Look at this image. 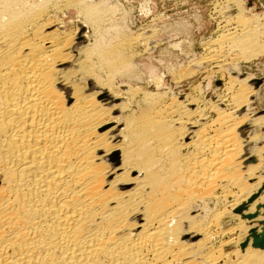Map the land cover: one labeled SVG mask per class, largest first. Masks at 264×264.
Wrapping results in <instances>:
<instances>
[{
    "label": "bare ground",
    "instance_id": "6f19581e",
    "mask_svg": "<svg viewBox=\"0 0 264 264\" xmlns=\"http://www.w3.org/2000/svg\"><path fill=\"white\" fill-rule=\"evenodd\" d=\"M215 3L223 34L190 66L218 61L222 102L167 103L105 83L137 67L124 39L91 44L85 22L64 27L72 7L118 32L117 0H0V264H264L263 164L247 165L260 131H243L253 78L225 67L264 55V17Z\"/></svg>",
    "mask_w": 264,
    "mask_h": 264
},
{
    "label": "rangeland",
    "instance_id": "374dc122",
    "mask_svg": "<svg viewBox=\"0 0 264 264\" xmlns=\"http://www.w3.org/2000/svg\"><path fill=\"white\" fill-rule=\"evenodd\" d=\"M215 1L216 0H117V3H119V7L117 10L118 13L115 11V14L118 15L120 13V15L119 17L116 15L115 17L123 18V14L126 15V17L124 16V20L126 21V23L124 21H121V23H125L126 26H124L123 28H119L118 32L116 30V25L114 26V28L116 27V31L114 30L113 26L112 29L109 28L111 30L106 29L105 21L101 22V24L103 23L102 27L97 30L98 32H95L94 27L92 26L93 24L89 21L83 20L82 18L80 19L81 16L78 14L77 10L72 7L68 8L67 11H65L68 17L64 19L63 22L65 24V29L67 31L73 30V32L75 31L74 33L78 32L77 23L79 21L85 22V24L88 25V36L91 44H94L96 39L99 38V35L101 34V36H107L108 39L114 42V44L116 41V45H119V43L121 42H117V39H124V43L130 44L131 46L129 45V48L135 50L133 57L134 59L132 58V62H134L137 67L135 68V70L133 69L129 71L131 72V75L126 70L127 73L125 72L124 75L117 74L114 78L108 79V77L104 76L107 75L105 72L101 73L104 80H106L105 83H110V85H112L116 90L120 92H128V89H132L131 95H135L136 99L142 97L143 93L146 92L157 94L163 97V100L167 103H170V101L172 102L174 94L177 93L181 95L195 94V96L199 97L200 99L204 96H202L201 93H204L207 96H210V98H214L212 99L213 101L222 102V98L224 96V90L222 89L223 84L229 81V76L228 74L221 76L223 75L221 71L219 72L217 71L218 68H214L215 64H218V61H215V63L214 61L207 60L204 63H200V65L202 64L200 68H193L192 66H190V64H192L193 62L195 63L196 61H198V59L200 60V57L208 54L206 48H208L209 45H207L206 42L210 38L219 39V36L223 34V32L221 31L222 29H220L221 25H219V21L221 19H216V15L214 14V5H216ZM244 2L245 8L247 10L246 15H261L264 17V0H244ZM120 5L122 7H120ZM147 9L148 11L146 12ZM231 10L232 11L229 12L228 15L234 16L237 10L235 8H232ZM119 23L120 19H117L116 23H113V25H118ZM125 24H122V26ZM108 39L107 41L109 42L110 40ZM127 40H129L130 42ZM144 42L148 45H144ZM219 42L220 44H223L222 46H226V44L220 38V40L215 43L219 46L215 44H212L211 46L212 48H214L215 54L216 52L218 53L219 50V48L217 47H220V49L222 47L220 46ZM154 44L156 45V47L150 52L149 50L153 49L152 45ZM233 60L230 61L231 64L227 63V65H225L228 70L232 71L235 75L240 74L241 78H245L248 76L253 78L251 79V84L249 83L250 86L253 84L251 86V88L253 89H251L248 85V92L253 95V101H246V103L244 104V109L242 110V113H245L246 115V119H250L246 120V124L243 130L244 138H248L250 136L252 137V135H250L252 129H256L257 131L261 132H258L257 137L255 138L254 142L256 143V145H254L253 148H248L247 152L250 154L248 155L249 159L247 165H256L258 163H262L263 166H261V171L264 172V150L261 154V147H263L264 149V142H262L264 141V123L262 124L263 126L261 128H254L252 125V120L254 118L264 117V55L252 59L248 62H242L239 64L236 63L235 60ZM89 63L91 65L95 62L91 63L89 61ZM193 69V74L195 73L194 75L192 74ZM182 73H184L185 75L183 74L184 78L180 80ZM139 74L142 75L140 76ZM189 74L191 75L190 77ZM108 81L110 82L108 83ZM257 82H260V84L257 85ZM88 86V88L90 89V84ZM195 86H198L199 88L202 87L203 91L200 89V92L195 90ZM255 88L257 89V91H255ZM136 89H139L141 92H135L137 91ZM224 103L228 106L227 109L229 112L234 111L233 107L228 105L230 104L229 102L228 104L227 102H223V104ZM258 138L263 140H260L261 142H259ZM251 142L252 141L250 140V143ZM258 148L259 150L261 149L259 152L260 154H258ZM251 152L256 154H251ZM257 154L261 155L263 158L261 159V157ZM262 176L264 177V173H262ZM254 181L256 180H252L251 182ZM263 187L264 182L262 188ZM254 223H257L258 227L263 228L264 218H262V220H260L259 222ZM254 223L253 221H249L247 226H250L252 224L254 225ZM235 224L236 222H234L233 220H230L228 221V223H226L228 227L234 226ZM251 235L247 234V237H250ZM259 236L260 239L258 245L262 243L260 241H264V235L259 234ZM250 239L252 240V237H250ZM236 249L237 247L232 245L229 246L227 250L233 251ZM233 258L236 259V257Z\"/></svg>",
    "mask_w": 264,
    "mask_h": 264
},
{
    "label": "water",
    "instance_id": "95a60500",
    "mask_svg": "<svg viewBox=\"0 0 264 264\" xmlns=\"http://www.w3.org/2000/svg\"><path fill=\"white\" fill-rule=\"evenodd\" d=\"M256 84H257V85H259V84H260V82H257Z\"/></svg>",
    "mask_w": 264,
    "mask_h": 264
}]
</instances>
